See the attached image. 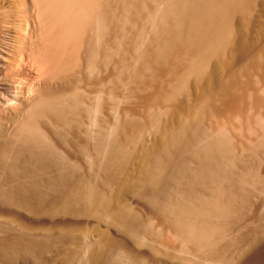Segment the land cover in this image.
Here are the masks:
<instances>
[{
	"label": "bare ground",
	"instance_id": "6f19581e",
	"mask_svg": "<svg viewBox=\"0 0 264 264\" xmlns=\"http://www.w3.org/2000/svg\"><path fill=\"white\" fill-rule=\"evenodd\" d=\"M253 100L264 0H0V264H258Z\"/></svg>",
	"mask_w": 264,
	"mask_h": 264
},
{
	"label": "rangeland",
	"instance_id": "374dc122",
	"mask_svg": "<svg viewBox=\"0 0 264 264\" xmlns=\"http://www.w3.org/2000/svg\"><path fill=\"white\" fill-rule=\"evenodd\" d=\"M260 102H262V103H260ZM259 103H260V104H258L257 102L255 103V101L253 100L252 107H254L253 109H255V110H254L255 112H253V110H252V113H251L252 115L250 114L251 117H252V119L255 121V122L251 121L252 124H253V125H255V123L258 124V126L256 125V127L252 125V127H254L256 131H254V129H252V133H251V134H250V133H247V128H245V127H247V126H246V124H244V123H245L244 121H246V120H243V121L241 120V121L243 122V124L245 125V126H243V131H242V129H241L242 133L246 132V133L250 136V137H248V135H247L246 133L242 134L243 136H241V137H243L244 139H240V141L243 142L242 140H244L243 143H246V142H245L246 137H248V138H250V139L252 140V138H251L252 135H253V137H254V136L257 137L256 140H255V138H253V140H252L253 143H256V141H258V139H260V138L262 137V135H264V133H263V132H264V129H261V127L264 128V126H261L260 129H259V124L263 125L264 123H263L262 121H261V123H260V121H258V123H257V120H258V119H259V120H262L261 118L264 119V116H263V115H264V112H263V111H264V110H263V109H264V104H263V103H264V100L259 101ZM256 104H258L259 106L257 107ZM260 106H261L262 109L260 108ZM255 107H256V108H255ZM260 109H261V112H260ZM258 110H259V111H258ZM257 111H258V112H257ZM253 113H254L255 115H257L256 113H260L261 115H259V116H260L261 118H260L258 115H257V116H253ZM253 117H254V118H253ZM256 117H257V118H256ZM242 119H245V117H243ZM252 119H251V120H252ZM256 119H257V120H256ZM257 127H258V128H257ZM244 129H245V131H244ZM259 130H260V131H259ZM258 131H259V133H258ZM262 131H263V132H262ZM260 132H261V133H260ZM255 133H256V135H254ZM231 134H232V133H231ZM257 134H259V135H257ZM245 135H246V136H245ZM237 137H238V136H237ZM241 137H238L237 140L239 141V138H241ZM258 137H260V138H258ZM248 144H249V143H248ZM244 145H247V144H244ZM262 168L264 169V167H262ZM263 169H262V170H263ZM263 171H264V170H263ZM257 205H258V204H256L255 206H253L255 210H254V209H252V210H253L254 212H257V208H258ZM256 206H257V208H256ZM263 246H264V244L262 245V247L260 248L259 251L256 250V251L259 253V256H258V253L255 252V251H254V253H252V257H254V255L257 254V256L254 257V259H256L257 257H258V258H257L256 260H258L259 258L261 259L260 262H259V260H258V264H260L261 262H264V259H263V258H264V253H263V252H264V247H263ZM261 251H262V252H261ZM260 252H261V255L263 254V255H262L263 258L260 257V256H261V255H260ZM255 253H256V254H255ZM253 254H254V255H253ZM262 259H263V260H262ZM261 264H264V263H261Z\"/></svg>",
	"mask_w": 264,
	"mask_h": 264
}]
</instances>
